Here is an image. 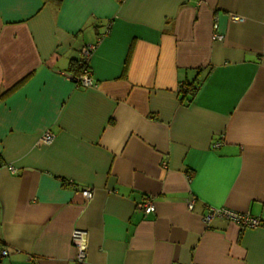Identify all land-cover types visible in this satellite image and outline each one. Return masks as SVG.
Returning <instances> with one entry per match:
<instances>
[{"label":"crops","instance_id":"1","mask_svg":"<svg viewBox=\"0 0 264 264\" xmlns=\"http://www.w3.org/2000/svg\"><path fill=\"white\" fill-rule=\"evenodd\" d=\"M210 208L264 218V0H0V264H76V229L84 264H264Z\"/></svg>","mask_w":264,"mask_h":264},{"label":"built area","instance_id":"2","mask_svg":"<svg viewBox=\"0 0 264 264\" xmlns=\"http://www.w3.org/2000/svg\"><path fill=\"white\" fill-rule=\"evenodd\" d=\"M223 36L216 33L215 39L222 40ZM93 47L88 46L83 48L82 55H83V65L84 69L81 75H78L73 78L76 85L78 87H85V88H92L96 86L95 80L93 79L91 72L89 70V61L92 55ZM53 135L48 133L43 138V141L46 143H50L53 140ZM219 145L216 144L215 147ZM85 195L88 200H91L94 196L93 191L91 189L85 190ZM194 202H189V208L193 209ZM139 208L144 211L146 214H151L155 212V206L151 201H145L142 203ZM220 218L230 222H233L244 229H258L264 228V218L254 216L250 213H239L235 212L226 208H210L209 211L203 216V221L206 224H210L214 219ZM72 243L76 249L77 255L75 262L76 264H84L87 253H88V234L86 231L76 229L72 233ZM9 255V251L3 245L0 244V260L3 257Z\"/></svg>","mask_w":264,"mask_h":264},{"label":"trees","instance_id":"3","mask_svg":"<svg viewBox=\"0 0 264 264\" xmlns=\"http://www.w3.org/2000/svg\"><path fill=\"white\" fill-rule=\"evenodd\" d=\"M53 1V0H50ZM84 69V65L79 64L76 61L71 62L69 70L75 74H79L81 75ZM199 84V83H198ZM196 83H189V84H185L182 88V93H183V100H186L188 102H192V100L194 99L196 93H197V85Z\"/></svg>","mask_w":264,"mask_h":264}]
</instances>
